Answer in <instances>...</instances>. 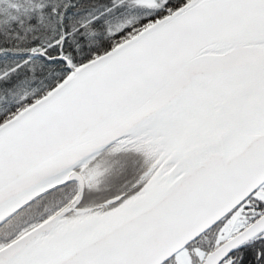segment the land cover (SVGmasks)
<instances>
[{
    "label": "snow or ice",
    "instance_id": "1",
    "mask_svg": "<svg viewBox=\"0 0 264 264\" xmlns=\"http://www.w3.org/2000/svg\"><path fill=\"white\" fill-rule=\"evenodd\" d=\"M0 264H264V0H0Z\"/></svg>",
    "mask_w": 264,
    "mask_h": 264
}]
</instances>
